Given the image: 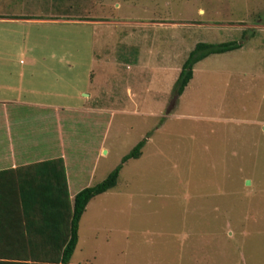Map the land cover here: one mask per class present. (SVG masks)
Here are the masks:
<instances>
[{"label": "rangeland", "instance_id": "374dc122", "mask_svg": "<svg viewBox=\"0 0 264 264\" xmlns=\"http://www.w3.org/2000/svg\"><path fill=\"white\" fill-rule=\"evenodd\" d=\"M229 40L173 98L195 43ZM90 70L108 90L88 103L109 108L82 117ZM2 107L45 115L91 185L146 138L86 208L77 259L264 264V0H0ZM96 220L110 236L90 237Z\"/></svg>", "mask_w": 264, "mask_h": 264}, {"label": "crops", "instance_id": "0c3cea01", "mask_svg": "<svg viewBox=\"0 0 264 264\" xmlns=\"http://www.w3.org/2000/svg\"><path fill=\"white\" fill-rule=\"evenodd\" d=\"M69 8L73 7L69 5ZM90 72L88 92L84 94L88 98L87 103L76 108L77 115L82 117L102 115L109 108L103 102L99 104V101L88 103L91 98L102 100L103 93L108 90L103 87L105 84L95 80L93 70ZM13 87L19 89V85ZM34 115L36 118L31 121L40 126H28L29 117ZM44 116L29 114L23 109L9 111L2 107L0 111V264H61L74 196L81 188L91 185L88 181L83 183L82 177L74 169H69L64 150L53 149L56 146L50 141L49 126L43 125ZM4 123L5 126H2ZM57 132L60 139L61 126H58ZM58 158L62 159L66 187L61 178L60 163L55 161ZM47 160L52 162L41 164ZM108 191L94 196L87 203L78 223L76 247L69 264H133L125 261L123 247L112 250V253L101 252L95 261L90 259L92 257L84 261L76 258L82 237L83 214L91 201ZM91 222L93 227L89 230L94 234L90 237L110 236V229L103 232L98 224L94 225L97 220ZM129 225L132 226L131 223ZM119 227L124 228L121 224ZM121 233L126 240L132 234L127 229H122ZM151 264L161 263L154 261Z\"/></svg>", "mask_w": 264, "mask_h": 264}, {"label": "trees", "instance_id": "16d2710c", "mask_svg": "<svg viewBox=\"0 0 264 264\" xmlns=\"http://www.w3.org/2000/svg\"><path fill=\"white\" fill-rule=\"evenodd\" d=\"M241 46V42H237L234 40L212 43L206 41H198L195 43L194 47L190 49L186 58L182 62L180 66L179 73L175 82L173 84V98L177 95H180L186 85L193 77V69L195 64L201 59L205 58L210 54L222 53L225 51H229ZM176 99V98H175ZM172 100V99H171ZM145 137L139 140L130 152L125 154L121 161L103 178L101 181L94 185L85 186L81 188L74 196L72 209L69 215V228H68V239L65 244V247L61 253V264H69L70 257L72 252L76 247L77 242V229L78 223L87 203L96 195L101 194L109 189L113 188L116 183L120 173V170L123 166V163L127 161L129 158H137L141 155V148L144 144ZM56 162L60 163V174L63 183L66 187V177L63 169L62 159H55ZM52 160H47L41 162V164H49Z\"/></svg>", "mask_w": 264, "mask_h": 264}]
</instances>
